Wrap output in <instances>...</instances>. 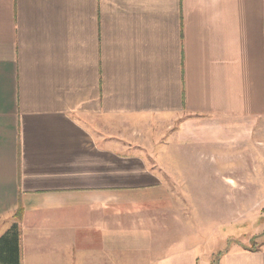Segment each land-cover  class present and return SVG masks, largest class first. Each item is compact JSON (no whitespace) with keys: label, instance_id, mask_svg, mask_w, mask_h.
Listing matches in <instances>:
<instances>
[{"label":"crops","instance_id":"crops-1","mask_svg":"<svg viewBox=\"0 0 264 264\" xmlns=\"http://www.w3.org/2000/svg\"><path fill=\"white\" fill-rule=\"evenodd\" d=\"M248 147L264 0H0V238L19 224L21 264H264V242H200L237 220L192 218L213 184L243 191L224 166Z\"/></svg>","mask_w":264,"mask_h":264},{"label":"rangeland","instance_id":"rangeland-1","mask_svg":"<svg viewBox=\"0 0 264 264\" xmlns=\"http://www.w3.org/2000/svg\"><path fill=\"white\" fill-rule=\"evenodd\" d=\"M250 132L248 130V137ZM248 148L241 153V157L233 159L230 167L224 166V170L234 168L235 171L231 170V174L240 179L237 187L244 185L243 191H233L224 185L221 187L213 184L209 192L211 195L201 200L208 207H203L192 215L195 222H204L206 218L211 222L220 221L222 218L232 222L237 220L222 229L215 230L212 227L209 230H200L202 235L199 234V240L205 243V249L227 250L236 245L254 248L264 242V147ZM207 152L218 154L219 151ZM230 155L234 156L235 152L230 151ZM225 236L229 238L224 243L221 240Z\"/></svg>","mask_w":264,"mask_h":264},{"label":"trees","instance_id":"trees-1","mask_svg":"<svg viewBox=\"0 0 264 264\" xmlns=\"http://www.w3.org/2000/svg\"><path fill=\"white\" fill-rule=\"evenodd\" d=\"M22 211H18L16 218L21 220ZM21 229L18 223L0 238V264H21ZM215 264H219L216 260Z\"/></svg>","mask_w":264,"mask_h":264}]
</instances>
